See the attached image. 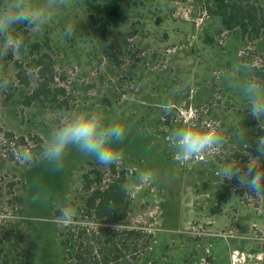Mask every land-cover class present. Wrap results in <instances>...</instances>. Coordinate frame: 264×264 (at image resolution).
<instances>
[{
    "label": "rangeland",
    "instance_id": "374dc122",
    "mask_svg": "<svg viewBox=\"0 0 264 264\" xmlns=\"http://www.w3.org/2000/svg\"><path fill=\"white\" fill-rule=\"evenodd\" d=\"M217 1L124 2L118 16H105L109 26L102 38L85 0H66L51 23L31 32L50 46L55 82L65 91L55 101L24 104L37 86L32 72L28 87L19 83L15 62L25 63L27 56L19 51L0 58V79L10 81L0 90V228L11 249L35 264H63L55 211L63 204L81 209L88 191L84 176L99 169L110 179L109 167L74 148L56 173L44 165H22L17 154L36 149L35 139L41 146L67 113L100 109L128 129L116 165L127 172L130 225L154 233L157 241L144 264H264V196L246 195L235 180L216 174L225 164H247L241 134L249 156L255 144L250 141L261 136L243 92L228 80L264 82V42L225 30L214 14ZM254 2L264 7V0ZM67 24L74 26L71 38L62 35ZM24 29L17 26L14 35L21 39ZM238 65L247 68L237 72ZM178 86L183 92L174 95ZM165 100L176 105H163ZM141 104L160 105L171 126L150 118L152 130H144L136 112ZM193 120L219 121L225 142L212 157L181 160L170 135ZM23 137L27 145L20 144ZM260 165L264 170V160ZM142 173L155 179L141 182ZM36 181L50 193L46 204L32 202ZM222 186L230 193L215 214Z\"/></svg>",
    "mask_w": 264,
    "mask_h": 264
},
{
    "label": "trees",
    "instance_id": "16d2710c",
    "mask_svg": "<svg viewBox=\"0 0 264 264\" xmlns=\"http://www.w3.org/2000/svg\"><path fill=\"white\" fill-rule=\"evenodd\" d=\"M85 2L93 25L98 26L97 31L105 38L109 26L105 16H118L124 2L137 5L139 0H85ZM217 4L214 14L221 19L225 30L239 31L246 41L259 39L264 42L262 4L258 5L254 0H218ZM113 24L118 26V19L113 21ZM21 40L24 41L25 47L20 53L26 55L28 59L25 63L15 62L19 83L25 87L30 85L29 72L37 78V86L25 97L24 104L31 106L43 103L51 97L55 101L65 91L59 89L55 82L56 64L48 52L49 44L35 41L31 32L25 29L22 31ZM163 105L175 106L176 103L166 101ZM159 106L155 108L149 106L145 109L142 104L139 105L136 111L140 114L138 124L144 130L149 132L152 130V121H148L150 118L154 120L159 118L157 119L159 125L171 126L165 119L166 112L158 109ZM169 117L167 115L168 119ZM260 134L264 135V132L260 131ZM35 141L38 145L36 149L30 150L31 154H37L41 148L39 143L42 141L36 139ZM254 141L252 139L250 142ZM20 144L27 145L24 137ZM249 151L254 153V147ZM109 171L110 179H106L104 172L99 169L87 172L83 179L88 191L85 193L82 208L75 210L70 226L58 227L63 264H144L146 257L154 250L153 245L157 242L154 233L130 225L132 206L127 190V172L124 169L119 170L117 165L110 166ZM229 193L230 189L226 186L217 191L215 214L220 212ZM59 214L60 211L56 210L55 218ZM116 225H120L118 230L114 227ZM7 242L6 232L3 233L0 228V264H35L31 257L11 249Z\"/></svg>",
    "mask_w": 264,
    "mask_h": 264
},
{
    "label": "clouds",
    "instance_id": "9594fccd",
    "mask_svg": "<svg viewBox=\"0 0 264 264\" xmlns=\"http://www.w3.org/2000/svg\"><path fill=\"white\" fill-rule=\"evenodd\" d=\"M66 0H0V58L11 52L15 55L25 47L24 41L14 35L17 26H23L28 32H40L53 21L56 14L65 5ZM74 26L67 24L62 35L71 38ZM246 65H238L236 71L246 70ZM229 86L243 92L248 102V115L258 122L259 129L264 132V82L254 79L243 82L230 78ZM10 84L8 79H0V90H6ZM183 86L173 90V94H181ZM170 111V109H168ZM219 121L199 123L193 120L190 124L173 129L170 141L175 154L181 160L201 157H212L218 153L224 137L219 131ZM127 126L119 117L109 118L103 110L89 109L70 112L64 115L48 134L37 154L18 153L17 160L25 166L44 165L51 172H60L64 166L66 155L71 149L93 157L100 165L110 167L118 164L123 158L119 145L127 137ZM244 147L241 155L248 157L243 167L225 164L218 167L216 174L224 180L236 181L246 195L264 196V170L260 161L264 160V135L255 140L254 155L247 151L249 142L244 134L240 136ZM141 182L154 180L155 177L141 174ZM50 193L36 181L32 202L46 204ZM60 214L55 219L60 226L68 227L74 219V209L70 204L59 205ZM116 230L120 225L114 226Z\"/></svg>",
    "mask_w": 264,
    "mask_h": 264
}]
</instances>
